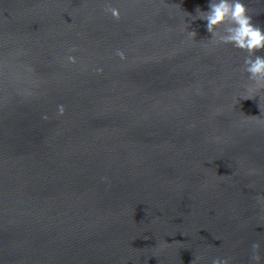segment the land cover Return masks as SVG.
Wrapping results in <instances>:
<instances>
[{
    "label": "water",
    "instance_id": "95a60500",
    "mask_svg": "<svg viewBox=\"0 0 264 264\" xmlns=\"http://www.w3.org/2000/svg\"><path fill=\"white\" fill-rule=\"evenodd\" d=\"M207 3L0 0V264H264V91Z\"/></svg>",
    "mask_w": 264,
    "mask_h": 264
},
{
    "label": "clouds",
    "instance_id": "9594fccd",
    "mask_svg": "<svg viewBox=\"0 0 264 264\" xmlns=\"http://www.w3.org/2000/svg\"><path fill=\"white\" fill-rule=\"evenodd\" d=\"M113 14L115 11L113 10ZM192 20L205 21V29L211 34L208 39L214 45L230 44L232 47L246 53L242 70L248 74L252 82L251 89L264 91V28L253 22L243 0H208L207 10L199 6L195 15L188 13ZM195 37L196 33L188 31ZM59 110L63 112V107ZM257 247V245H253ZM211 264H226L220 258H213Z\"/></svg>",
    "mask_w": 264,
    "mask_h": 264
}]
</instances>
